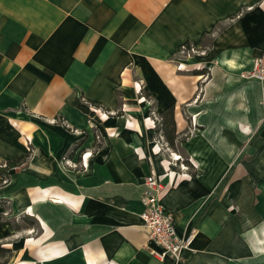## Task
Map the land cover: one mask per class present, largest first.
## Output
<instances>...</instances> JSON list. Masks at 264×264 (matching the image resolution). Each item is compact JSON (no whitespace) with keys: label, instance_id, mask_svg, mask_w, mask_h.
I'll use <instances>...</instances> for the list:
<instances>
[{"label":"crops","instance_id":"crops-1","mask_svg":"<svg viewBox=\"0 0 264 264\" xmlns=\"http://www.w3.org/2000/svg\"><path fill=\"white\" fill-rule=\"evenodd\" d=\"M262 51L264 0H0V167L29 152L0 183V264H264ZM149 174L193 234L179 261L150 252Z\"/></svg>","mask_w":264,"mask_h":264},{"label":"built area","instance_id":"built-area-1","mask_svg":"<svg viewBox=\"0 0 264 264\" xmlns=\"http://www.w3.org/2000/svg\"><path fill=\"white\" fill-rule=\"evenodd\" d=\"M181 54L190 55L199 53L193 46L186 44L181 46ZM243 77L254 78L260 82H264V51L253 60L252 68L249 72L242 74ZM140 88L138 91L140 92ZM96 112V111H95ZM154 114V112H152ZM155 115L159 122V117ZM150 120V118H147ZM152 127H156L155 119L150 120ZM157 146L160 151L162 148H167V142L163 137H160L154 143V148ZM179 157H175L172 165L176 166ZM64 163L71 168H76L77 163H71L70 160L64 158ZM4 165H2L3 167ZM184 169V167L181 165ZM6 180H3L4 184ZM164 189V184L160 176L149 174L145 176L143 181V190L141 194V204L143 209L140 213V218L143 226L147 231L148 240L157 248L150 250L151 254L158 260H164L170 257L175 261L182 258V252L191 245L193 234L181 236L177 233L174 226L173 217L170 212L166 211L159 203V196Z\"/></svg>","mask_w":264,"mask_h":264},{"label":"trees","instance_id":"trees-1","mask_svg":"<svg viewBox=\"0 0 264 264\" xmlns=\"http://www.w3.org/2000/svg\"><path fill=\"white\" fill-rule=\"evenodd\" d=\"M80 108L82 110H84V112H86L90 115L95 114V110H93V108H91V106H89V108H85L82 105H80ZM155 128H156V130H161L164 133V135H166V139H168V141H172V139L170 140V137L174 132L173 106H169L168 108H166L162 112V118L159 120V125L156 126ZM28 157H29V152L24 157L17 159V160H14V161L9 162V163H5L3 167L1 166L0 167V173H2L1 174L2 179H1L0 183L3 180H7L8 176H7L6 171L8 168L24 163ZM4 252H7V251L0 247V254H2Z\"/></svg>","mask_w":264,"mask_h":264},{"label":"rangeland","instance_id":"rangeland-1","mask_svg":"<svg viewBox=\"0 0 264 264\" xmlns=\"http://www.w3.org/2000/svg\"><path fill=\"white\" fill-rule=\"evenodd\" d=\"M63 163H64V160H63ZM64 164H65V163H64ZM78 167H79V165L77 164V167H76V168H78ZM66 168H68V169H73V168H71V167H66ZM1 184H2V182H1ZM4 255H5V257H6V256H8V255H10V254H8V252H5Z\"/></svg>","mask_w":264,"mask_h":264}]
</instances>
